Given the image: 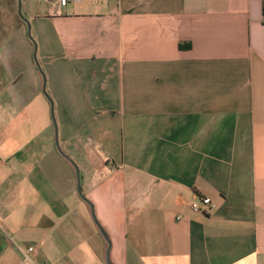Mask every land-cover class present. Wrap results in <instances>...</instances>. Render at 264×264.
<instances>
[{"label": "crops", "instance_id": "crops-1", "mask_svg": "<svg viewBox=\"0 0 264 264\" xmlns=\"http://www.w3.org/2000/svg\"><path fill=\"white\" fill-rule=\"evenodd\" d=\"M0 264H264V0H0Z\"/></svg>", "mask_w": 264, "mask_h": 264}, {"label": "built area", "instance_id": "built-area-1", "mask_svg": "<svg viewBox=\"0 0 264 264\" xmlns=\"http://www.w3.org/2000/svg\"><path fill=\"white\" fill-rule=\"evenodd\" d=\"M68 2H69V0H59V3H60L61 5H65V4H67ZM210 202H211V200H210L209 197H203V198H201L200 201H193V202H191V204H190V208H191L192 210H194V211H200V210H201L200 203H202V204H210ZM35 249H36L35 246H29V247L27 248L26 252L23 253V258H24V260L29 261L30 258H31L30 253L34 252Z\"/></svg>", "mask_w": 264, "mask_h": 264}]
</instances>
